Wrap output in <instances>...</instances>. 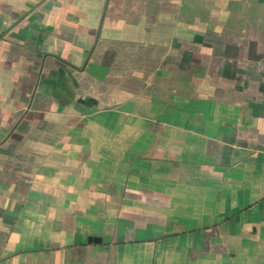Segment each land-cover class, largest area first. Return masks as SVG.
Masks as SVG:
<instances>
[{
	"label": "crops",
	"instance_id": "obj_1",
	"mask_svg": "<svg viewBox=\"0 0 264 264\" xmlns=\"http://www.w3.org/2000/svg\"><path fill=\"white\" fill-rule=\"evenodd\" d=\"M0 264H264V0H0Z\"/></svg>",
	"mask_w": 264,
	"mask_h": 264
}]
</instances>
